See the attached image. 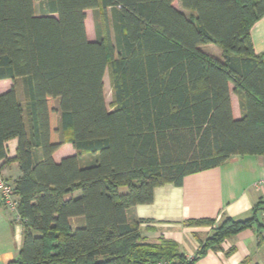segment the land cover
I'll list each match as a JSON object with an SVG mask.
<instances>
[{
  "label": "trees",
  "instance_id": "16d2710c",
  "mask_svg": "<svg viewBox=\"0 0 264 264\" xmlns=\"http://www.w3.org/2000/svg\"><path fill=\"white\" fill-rule=\"evenodd\" d=\"M35 2L0 0V80L20 82L24 94L15 86L0 94V162L22 172L14 184L23 245L11 264H195L258 224L256 212L192 221L214 231L188 257L175 240L146 239L126 213L151 203L156 187L264 154V56L250 37L264 0H45L42 15ZM87 9L100 13L95 41ZM210 43L223 59L201 49ZM11 139L18 150L9 159ZM65 143L76 154L56 162Z\"/></svg>",
  "mask_w": 264,
  "mask_h": 264
},
{
  "label": "crops",
  "instance_id": "0c3cea01",
  "mask_svg": "<svg viewBox=\"0 0 264 264\" xmlns=\"http://www.w3.org/2000/svg\"><path fill=\"white\" fill-rule=\"evenodd\" d=\"M37 15L46 12L45 0H36ZM96 15L89 32V16ZM86 31L90 41L97 39L96 24L100 13L86 10ZM250 37L256 55L264 56V14L254 23ZM201 49L216 58H224V50L210 43ZM107 72V71H106ZM16 87L19 99L24 100L23 88L11 79L0 80V94ZM232 111L235 119H240L243 109L235 85L230 84ZM7 156L15 158L18 140L6 142ZM76 154L71 143L57 149L53 158L60 162L63 158ZM91 159L82 162L88 165ZM0 173L11 183L22 175L17 161L0 162ZM264 180V154L234 156L221 165L198 173L187 175L183 184H166L154 189L151 203L138 204L127 210L129 223H139L142 235L156 241L162 237L175 240L183 253L194 256L213 233V225L194 224L195 220L211 219L219 223L226 217L236 220L251 218L256 212L258 224H254L228 239L220 247L210 249L195 264H264V185L256 184ZM15 185V184H14ZM19 200V196L17 195ZM18 211L5 206L0 190V264H11L18 259L23 245L24 226ZM74 227L84 225L83 217L70 219Z\"/></svg>",
  "mask_w": 264,
  "mask_h": 264
},
{
  "label": "built area",
  "instance_id": "2783aa9c",
  "mask_svg": "<svg viewBox=\"0 0 264 264\" xmlns=\"http://www.w3.org/2000/svg\"><path fill=\"white\" fill-rule=\"evenodd\" d=\"M256 185L257 186L264 185V180L259 181ZM0 190L2 192V197L5 206L13 211H18L19 200L15 192V185L6 178H4L1 173H0ZM19 218L21 219L20 216ZM153 264H178V263L167 259H163Z\"/></svg>",
  "mask_w": 264,
  "mask_h": 264
},
{
  "label": "rangeland",
  "instance_id": "374dc122",
  "mask_svg": "<svg viewBox=\"0 0 264 264\" xmlns=\"http://www.w3.org/2000/svg\"><path fill=\"white\" fill-rule=\"evenodd\" d=\"M96 15H90L89 16V23H88V29L89 32L92 31L93 25H95L92 21L96 19ZM96 21V20H95ZM104 93H105V99L106 104L109 110H112V103H113V87L111 83V78L109 74V70H107L105 77H104Z\"/></svg>",
  "mask_w": 264,
  "mask_h": 264
}]
</instances>
